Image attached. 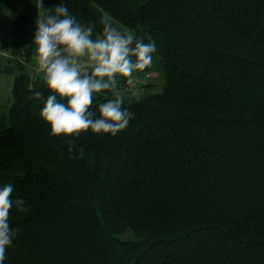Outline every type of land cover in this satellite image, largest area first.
<instances>
[{
  "label": "trees",
  "instance_id": "trees-1",
  "mask_svg": "<svg viewBox=\"0 0 264 264\" xmlns=\"http://www.w3.org/2000/svg\"><path fill=\"white\" fill-rule=\"evenodd\" d=\"M61 3L94 35L107 14L154 40L165 81L125 95V130H89L69 153L40 118L42 76L4 61L20 72L0 108V187L28 209L10 211L20 231L4 264H264V0H43ZM8 9L10 44L34 54L36 26L10 0L0 20ZM152 66L119 88L143 87Z\"/></svg>",
  "mask_w": 264,
  "mask_h": 264
},
{
  "label": "clouds",
  "instance_id": "clouds-1",
  "mask_svg": "<svg viewBox=\"0 0 264 264\" xmlns=\"http://www.w3.org/2000/svg\"><path fill=\"white\" fill-rule=\"evenodd\" d=\"M35 3L32 45L38 70L51 94L46 99L41 92L34 96L43 100L39 115L48 125L49 134L66 137L72 153L82 133L90 130L115 136L125 130L135 114L124 107L119 79L123 77L132 85L135 73L152 66L157 53L155 41L145 43L131 30L117 27L107 14L100 19L102 32L94 35V25L78 21L63 3L53 8H45L43 0ZM104 92H110L113 98L99 103L97 114L92 110L95 94ZM130 96L139 100L141 93L132 89ZM79 152L82 156L83 149ZM13 192L11 183L0 187V264H4L6 250L20 231L10 224L11 209L28 210L23 198H11Z\"/></svg>",
  "mask_w": 264,
  "mask_h": 264
},
{
  "label": "rangeland",
  "instance_id": "rangeland-1",
  "mask_svg": "<svg viewBox=\"0 0 264 264\" xmlns=\"http://www.w3.org/2000/svg\"><path fill=\"white\" fill-rule=\"evenodd\" d=\"M10 2L14 6H20L25 8L28 14V26L30 28H33L35 25V20L37 19V8H36L35 0H10ZM11 15H12V10L8 9L7 11H5L4 17L1 19L0 22V30L4 29L5 31H8L6 35L9 37V39H11L12 37L9 29L10 28L9 22L11 21L10 19ZM3 65H4V61L3 59H0V68L3 67ZM19 72L20 69L18 68H15L14 72H6L0 70V108L2 110H8L13 102L14 99L12 94L13 81L15 75ZM149 74L150 75L148 78H146V76H143L141 78L142 82H144L143 84H145L143 87H141L144 88V90L138 87L132 89H138L140 93H154L161 91L164 85L165 78L163 75V71L160 68L159 57L154 58L152 70L149 72ZM132 89H128L127 91H123V92L125 95L130 96V92ZM120 236L126 239L127 238L131 239L133 237L131 231L122 233Z\"/></svg>",
  "mask_w": 264,
  "mask_h": 264
},
{
  "label": "built area",
  "instance_id": "built-area-1",
  "mask_svg": "<svg viewBox=\"0 0 264 264\" xmlns=\"http://www.w3.org/2000/svg\"><path fill=\"white\" fill-rule=\"evenodd\" d=\"M0 59L7 63H17L26 67L34 77L42 76L38 70V65L34 54H29L27 46L24 48H16L10 42H3L0 44ZM149 73L146 74V77Z\"/></svg>",
  "mask_w": 264,
  "mask_h": 264
},
{
  "label": "crops",
  "instance_id": "crops-1",
  "mask_svg": "<svg viewBox=\"0 0 264 264\" xmlns=\"http://www.w3.org/2000/svg\"><path fill=\"white\" fill-rule=\"evenodd\" d=\"M14 6V5H13ZM15 7H20V6H15ZM21 8H23V7H21ZM25 9V8H24ZM27 12V11H26ZM4 17V16H3ZM2 17V18H3ZM0 22H1V20H0ZM10 23V22H9ZM27 26H28V14H27ZM34 27H35V25H34ZM33 27V28H34ZM28 28L30 29V30H32L33 28H30L29 26H28ZM7 29V28H6ZM10 29V28H9ZM7 32L8 31H5L4 29H1L0 30V44L1 43H3V42H10V39H9V37L6 35L7 34Z\"/></svg>",
  "mask_w": 264,
  "mask_h": 264
}]
</instances>
